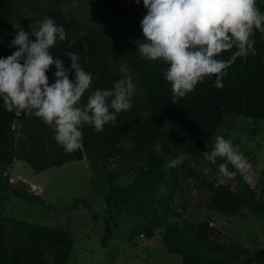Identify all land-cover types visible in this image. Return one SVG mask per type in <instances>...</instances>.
Wrapping results in <instances>:
<instances>
[{"label": "trees", "instance_id": "1", "mask_svg": "<svg viewBox=\"0 0 264 264\" xmlns=\"http://www.w3.org/2000/svg\"><path fill=\"white\" fill-rule=\"evenodd\" d=\"M256 6L264 12V0H256ZM143 0H95V13L103 30H90L86 35L89 43L88 65L97 76L96 88H110L121 77L118 71L123 62L132 70L136 88L130 109L121 112L115 124H107L102 132L85 125L82 129L81 146L71 153L65 152L54 140V130L41 119L6 111L0 102V191L11 190L9 178L4 177L15 161L26 162L38 174L52 168H60L71 162L87 159L93 172L96 194L105 199L107 217L103 246L107 247L113 228L125 214L124 206L135 204V214L144 220L134 229L136 235L162 243L170 253L181 257V264H238L242 250L238 245L226 247L212 239L208 223L195 229H182L167 225L148 204L145 195L153 194L162 183L169 182L174 169L166 167L180 152L189 153L179 165L190 177L200 181L210 194L208 207L229 216L239 215L243 208L264 220V190L258 192L239 174L231 177L237 191L230 184H217L203 171L193 167L190 157L205 158L206 142L210 146L229 115L244 116L264 121V34L254 30L256 54L238 57L227 69L222 88L214 87L215 77L198 83L185 97L176 98L171 85L163 77L167 65L160 60L147 61L140 56L137 41L143 39L140 21L146 13ZM20 9L11 0H0V57H7L16 50L11 41L16 32L14 21ZM52 17L63 25L66 38L51 49L55 57L70 68L65 55L72 41V25L56 4H50L43 15ZM41 20V21H42ZM232 50L221 54L229 58ZM55 66L46 74L52 82ZM74 75V70L71 71ZM87 90L82 103L89 95ZM159 140L162 151L156 153L154 143ZM130 144V149L123 145ZM124 158L135 163V181L123 187L108 172L112 160ZM218 163L222 158H218ZM232 166L229 165V169ZM259 172V171H258ZM261 183H264V171ZM12 194L32 206H43L45 200L28 190L12 189ZM82 199L59 209L71 213ZM52 207L53 205H48ZM17 239V248L11 250L6 235ZM74 236L63 228H50L41 224L9 220L0 216V264H70ZM247 258L241 264H253Z\"/></svg>", "mask_w": 264, "mask_h": 264}, {"label": "clouds", "instance_id": "2", "mask_svg": "<svg viewBox=\"0 0 264 264\" xmlns=\"http://www.w3.org/2000/svg\"><path fill=\"white\" fill-rule=\"evenodd\" d=\"M143 4L147 11L140 21L143 39L137 41V51L147 61L160 60L167 65L162 74L171 85L174 102L206 78L215 77L213 86L222 88L226 69L238 57L256 54L254 30L264 34V12L256 0H143ZM65 38L63 25L49 16L36 30L16 31L11 41L16 50L0 57V102L17 116L23 113L41 119L54 130L57 144L71 153L81 146L85 125L102 132L105 125H114L118 115L130 109L136 84L125 61L118 69L121 77L112 87L96 88L82 103L92 74L82 65L79 49L65 53L70 68L51 52L57 41ZM232 49L229 58H220ZM53 65L55 79L50 82L46 73ZM206 146L203 156L207 161L215 165L222 158L219 174L228 178L239 174L246 183H254L251 164L230 139L217 135ZM152 147L156 153L162 151L159 140ZM188 155L180 152L166 167H178Z\"/></svg>", "mask_w": 264, "mask_h": 264}, {"label": "rangeland", "instance_id": "3", "mask_svg": "<svg viewBox=\"0 0 264 264\" xmlns=\"http://www.w3.org/2000/svg\"><path fill=\"white\" fill-rule=\"evenodd\" d=\"M11 1L20 9L14 21L15 32L21 28L28 32H31V27L38 29L46 8L53 3L60 7L72 25V41L68 51L79 49L82 65L92 74L88 91H94L98 78L88 65L89 43L86 35L92 29L103 30L95 13V0ZM217 135L230 139L237 150L247 157L254 177L252 187L258 192L264 190V183L260 181V171H264V121L229 115ZM123 146L125 149L131 148L130 144ZM190 163L217 184H230L237 191L231 178L219 174L218 162L214 165L205 158L190 157ZM173 169L174 175L169 176V182L160 184L153 194L144 191L138 193L147 197L148 204L155 207L163 221L182 229H195L208 223L213 230L209 233L212 239L226 247L238 245L243 251L238 264L247 258H252L253 264H264V220L247 208L236 216L210 209V194L202 183L186 174L180 166ZM137 171L135 163L124 158L109 163L110 176L123 187L135 181ZM5 176L9 178L11 190H28L43 198L46 205L32 206L13 195L11 190L0 191V216L71 231L74 247L70 264H181V257L170 253L162 243L134 233V229L144 223L135 214L134 203L124 206L125 214L118 220V228H113L108 246H103L107 204L104 198L96 194L93 172L87 159L40 174L28 163L15 161L6 170ZM0 179L5 183L4 178ZM77 198L82 200L75 211L63 213L59 210L73 204ZM17 241L6 235L5 242L11 250L17 248Z\"/></svg>", "mask_w": 264, "mask_h": 264}]
</instances>
